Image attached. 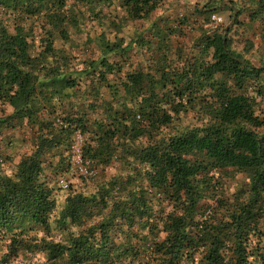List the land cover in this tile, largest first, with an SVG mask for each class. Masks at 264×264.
<instances>
[{"label":"trees","instance_id":"1","mask_svg":"<svg viewBox=\"0 0 264 264\" xmlns=\"http://www.w3.org/2000/svg\"><path fill=\"white\" fill-rule=\"evenodd\" d=\"M120 1L135 19L148 17L162 2ZM66 2L0 0V8L44 15L61 32ZM256 3L264 17V0ZM231 30L206 35L203 53L213 50L211 61L193 57L172 69L165 65L169 47L159 44L164 54L158 57V77L136 69L111 82L107 74L122 67L109 55L123 57L131 45L108 41L99 59L77 70L54 62L52 40L36 53L23 27L11 33L0 21V108L12 107L0 118V133L26 121L33 142L12 174L3 167L8 157L0 154V239L8 241L7 262L21 250L44 253L48 264H256L264 259V117L248 93L249 83L264 75V64L231 47ZM84 76L97 77L92 92L101 100L62 110L63 96ZM201 99L209 107L207 123L161 133L174 114ZM98 101L105 119L92 120L89 110H96ZM77 131L91 134L81 149L83 161L100 166L117 158L139 164L124 180L94 194L70 190L59 210L49 176L62 179L69 171L65 152ZM229 169L248 179L233 196L224 195L220 176ZM35 226L60 230L64 239L33 237L28 232Z\"/></svg>","mask_w":264,"mask_h":264},{"label":"rangeland","instance_id":"2","mask_svg":"<svg viewBox=\"0 0 264 264\" xmlns=\"http://www.w3.org/2000/svg\"><path fill=\"white\" fill-rule=\"evenodd\" d=\"M257 7L256 0H162L160 6L148 17L135 19L120 0L111 2L67 0L64 6L67 17H65L64 29L61 32L60 28H51L44 15L26 16L17 10L0 8V21L11 33H15L17 27H23L36 53L44 50L47 43L52 40L57 54L54 62L57 60L67 62L65 66H71L77 70L85 68L88 61L99 59L102 55V48L108 41H121L123 47L131 45L123 57L122 53L109 55L110 62L117 61L122 70L107 74V77L111 82H120L125 73L136 69L149 70L158 77L157 62L162 61L158 57L164 54V50L158 49L159 44L163 48H167L165 45L169 47L165 50L168 53L165 65L172 69L183 67L187 63L186 59H193V57H203L205 61H211L213 50H209L206 54L203 53V40L208 33H214L212 31L215 30L222 31L223 28H232L228 36L231 47L235 51L256 65H263L264 17L257 13ZM213 15L222 17V22L214 20ZM153 23L157 24L153 26ZM160 38H163L164 43ZM49 59L53 61L52 57ZM216 77L222 79L223 76L217 74ZM96 80L97 77L84 76L80 86L66 92L63 96L61 109L63 110L64 106L68 107L72 103L75 107L83 109L95 103L96 100L100 101L102 96L95 99L92 92L93 85L97 83ZM249 84L248 93L255 96L258 101V113L264 117V75L259 81ZM253 86L256 90H253ZM102 90L105 99H110L109 88L105 87ZM99 101L96 104L100 106L96 110H89V117L92 120L105 119L104 106ZM4 108V112L0 108V118L5 113H12V107L9 105H4ZM209 120V107H206L201 99L196 107L188 106L178 115L174 114L172 124L162 127L161 133L175 134L201 126ZM89 137L91 134H81L77 131L70 148L65 152V156L71 162V167L61 176L68 183V187L63 186L61 177L53 178L51 174L49 176L50 185L55 187L59 210L70 190L87 195L94 194L110 187L113 183L124 180L135 171V167H138L139 163L132 162L131 159V164L123 159L114 158L109 164L100 166H94L83 159L80 160L78 149H82ZM145 141L144 138L143 142ZM32 143L31 131L26 121L19 127L8 126L2 129L0 154L2 158L8 157L3 165L7 173L12 174L16 171L21 157L31 151ZM220 176L226 196H233L239 188L247 185L248 179L242 172L229 169L223 171ZM28 233L33 237H45L53 241L64 239V234L60 230L53 229L49 233L40 226L29 229ZM263 244L264 242L261 243ZM7 245L6 239H0V264H48L44 253H31L23 250L7 262L5 259ZM256 264H264V259H259Z\"/></svg>","mask_w":264,"mask_h":264},{"label":"built area","instance_id":"3","mask_svg":"<svg viewBox=\"0 0 264 264\" xmlns=\"http://www.w3.org/2000/svg\"><path fill=\"white\" fill-rule=\"evenodd\" d=\"M213 18H214V20H216L217 22H222V20H223L222 17L217 16V15H213ZM78 158H79L80 160H82V157H81V149H80V148L78 149ZM61 182H62V184H63L64 187H68V183H66L65 180H64L63 178L61 179Z\"/></svg>","mask_w":264,"mask_h":264}]
</instances>
